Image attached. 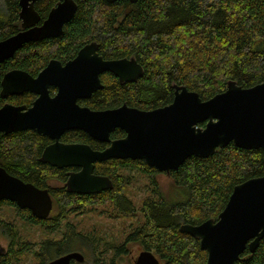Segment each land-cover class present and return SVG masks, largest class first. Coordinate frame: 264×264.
Masks as SVG:
<instances>
[{"label":"trees","instance_id":"1","mask_svg":"<svg viewBox=\"0 0 264 264\" xmlns=\"http://www.w3.org/2000/svg\"><path fill=\"white\" fill-rule=\"evenodd\" d=\"M74 1L75 13L59 36L26 42L0 63V90L6 71L18 68L36 76L50 59L65 62L91 41L98 43L103 58L134 56L143 67L137 82L120 83L111 72L102 73L103 86L78 100L92 109L123 103L145 110L163 106L173 99V83L196 91L204 100L224 91L228 80L242 87L264 80V0ZM56 3L34 2L40 22ZM19 10V0H0V40L20 30ZM54 90L50 88V93ZM34 99L32 92L5 98L0 94V107L5 102L29 106ZM123 135L115 129L110 137ZM60 140L83 142L94 149L106 145L77 129L65 131ZM50 142L31 129L0 133V166L46 188L52 198L44 219L14 202L0 201L6 207L0 209V243L5 248L0 264H45L71 250L84 255L82 263L118 264L130 242L152 251L161 264H206L199 239L179 226L216 219L234 185L264 175L260 148L229 143L207 157L190 156L172 170L170 194L158 183L163 172L129 158L96 162L94 173L108 176L112 187L79 194L65 187L67 172L76 167L58 168L40 161ZM140 178L144 181L138 189L133 185ZM7 211L25 226L18 227ZM235 264H264V237L253 252L246 248Z\"/></svg>","mask_w":264,"mask_h":264},{"label":"water","instance_id":"2","mask_svg":"<svg viewBox=\"0 0 264 264\" xmlns=\"http://www.w3.org/2000/svg\"><path fill=\"white\" fill-rule=\"evenodd\" d=\"M35 1L19 0L20 30L0 40V63L26 42L59 36L77 8L74 0H57L40 22ZM97 49L98 43L91 41L65 63L50 59L36 76L13 68L1 79L3 98L23 92H32L36 97L30 106L3 103L0 133L31 129L47 136L51 142L43 148L40 161L58 168H77L67 172L68 192L89 194L111 188L108 176L94 173L95 163L109 158L140 159L169 175L186 158L207 157L229 143L244 149L260 148L264 153V80L250 87L228 80L224 91L204 100L196 91L173 83L174 95L169 104L145 110L123 103L111 109L92 110L80 105L78 99L89 97L103 86V72H111L120 83L137 82L143 74L134 56L104 59ZM49 87L56 89L53 95ZM201 122L204 124L199 125ZM116 128L125 135L111 139L110 133ZM74 129L108 145L97 150L83 142L60 140L65 131ZM1 200L27 208L40 219L52 209L46 188L25 182L2 166ZM179 229L199 239L200 248L206 251V264H235L246 248L253 252L264 237V175L234 185L216 219L183 223ZM4 250L0 244V254ZM72 261L81 263L84 255L71 250L45 264ZM133 264L161 263L152 251L141 249Z\"/></svg>","mask_w":264,"mask_h":264},{"label":"rangeland","instance_id":"3","mask_svg":"<svg viewBox=\"0 0 264 264\" xmlns=\"http://www.w3.org/2000/svg\"><path fill=\"white\" fill-rule=\"evenodd\" d=\"M157 179H158V183H159L161 189L166 194H170V192L173 190V188H172V184H171V180H170L169 176L167 174H165V173H161V174L158 175ZM143 181H144V179L140 178L139 179V183L136 182L135 185H133V186L135 188L139 189L141 187V183ZM139 195H140V192H139ZM5 208H6L5 206H0L1 210H5ZM7 212L10 215V217L15 220V222L18 225V227L22 228V227L25 226L22 221L18 220L17 217H15L14 214L11 213V211H7ZM106 226L105 227L107 228V231H109L111 233V230L113 231V229H111L107 224H106ZM113 227L116 229V226H113ZM0 244H2V242ZM140 250H141V248H140L139 243L130 242L128 244V253L123 255L122 257H120V259L118 261V264H133L134 263V259L136 258V256L138 255ZM76 264H88V263H82L81 262V263H76Z\"/></svg>","mask_w":264,"mask_h":264},{"label":"flooded vegetation","instance_id":"4","mask_svg":"<svg viewBox=\"0 0 264 264\" xmlns=\"http://www.w3.org/2000/svg\"><path fill=\"white\" fill-rule=\"evenodd\" d=\"M70 59H72V58H70ZM104 59H108V58H104ZM111 59H116V58H111ZM57 60H58V59H57ZM68 60H69V59H68ZM68 60H66V61H68ZM59 61H60V60H59ZM66 61H65V62H66ZM65 62H61V63H65ZM106 72H107V71H106ZM103 73H104V72H103ZM50 88H54V87H49V91H50ZM55 92H56V89L53 91V93H50V94L53 95ZM90 96H91V95H90ZM90 96H89V97H90ZM35 97H36V95H35ZM89 97H87V98H89ZM81 99H86V98H81ZM78 100H80V99H78ZM78 103H79V102H78ZM79 104H80V103H79ZM80 105H82V104H80ZM29 106H30V105H29ZM84 106H86V105H84ZM87 107H89V106H87ZM117 107H118V106H117ZM89 108H90V107H89ZM113 108H115V107H113ZM90 109H92V108H90ZM106 109H111V108H106ZM92 110H102V109H92ZM116 129H119V128H116ZM114 130H115V129H114ZM114 130H113V131H114ZM120 130H121V129H120ZM113 131H112V132H113ZM122 131H123V130H122ZM112 132H111V133H112ZM123 132H124V131H123ZM111 133H110V135H111ZM124 135H125V133H124ZM124 135H123V136H124ZM123 136H121V137H123ZM121 137H117V138H121ZM110 138H111V137H110ZM111 139H116V138H111ZM100 142H101V141H100ZM105 144H106V145H105V147H106V146L108 145V143L105 142ZM105 147H104V148H105ZM104 148H103V149H104ZM93 149H94V148H93ZM97 150H102V149H97ZM120 159H122V158H120ZM125 159H127V158H125Z\"/></svg>","mask_w":264,"mask_h":264}]
</instances>
